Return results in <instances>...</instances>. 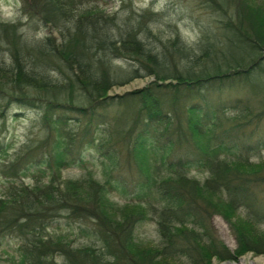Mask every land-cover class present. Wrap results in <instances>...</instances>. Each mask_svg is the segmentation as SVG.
I'll list each match as a JSON object with an SVG mask.
<instances>
[{"label":"trees","instance_id":"obj_1","mask_svg":"<svg viewBox=\"0 0 264 264\" xmlns=\"http://www.w3.org/2000/svg\"><path fill=\"white\" fill-rule=\"evenodd\" d=\"M19 2L23 21L0 20V129L12 120L29 125L11 151L12 141L0 139V242H17L6 262L212 264L264 256V159L249 158L264 148V6L200 0L214 19L198 24L189 43L171 21L164 41V13L137 11L132 0H119L120 15L104 10L107 0ZM148 76L142 88L109 95ZM225 86L245 98L238 113L210 94ZM89 147L106 161L107 179L90 171L63 179ZM134 167L141 201L112 202L114 187L132 178L119 169ZM192 167L207 173L203 181L188 176ZM214 215L227 224L233 250L210 226ZM60 220L94 239L75 246L53 231ZM144 221L157 225L152 247L134 238Z\"/></svg>","mask_w":264,"mask_h":264},{"label":"rangeland","instance_id":"obj_2","mask_svg":"<svg viewBox=\"0 0 264 264\" xmlns=\"http://www.w3.org/2000/svg\"><path fill=\"white\" fill-rule=\"evenodd\" d=\"M250 1L253 4L264 6V0ZM132 7L137 11L151 9L155 12L164 13L166 17L163 20V23L159 25V32L162 34V39L164 41L170 35V29L166 25L168 21H171L176 25V28L184 41L191 43L198 38L197 25L200 23L207 25L212 21L213 18L211 11L205 8L200 0H132ZM103 8L107 12L116 11L119 15L124 13L119 0H107V3L103 6ZM0 20L5 22H16L17 20L23 21L22 15L20 13L19 0H3V3L0 4ZM153 30L155 31V29ZM152 80L153 77L148 76L146 78L136 79L124 86L113 87L109 92V95H122L123 93L142 88ZM210 94L212 95L216 103H221L222 105H224L230 113H238L245 100L244 97H239V99L237 100L238 92L236 91L235 86H225L221 90H211ZM27 114L30 115V113L28 112ZM28 126L29 125L26 122L20 123V121L12 120L9 124H7V128L5 130L1 131L0 129V139H9V141H12V148L10 147L11 151L13 148L18 147L20 143L25 139ZM261 131L264 132V123L261 124ZM97 133L99 134V131ZM148 157L149 161L154 158L152 155H149ZM249 158L251 162L259 163L264 159V148H260L255 152L250 153ZM107 166L108 165L106 161L100 158L99 154L95 151V148L89 147L85 152L82 153L81 164L77 163L76 165L65 169L62 173V177L63 179H77L84 175L86 172L90 171L98 181L104 182L109 176V169L107 168ZM120 170L121 169H119V172L120 174H122V176H129V173L131 174L133 172L131 174L132 178L129 180L125 179L124 181H121L118 185H116L109 194V199L119 205H124L127 203H138L139 201H141L140 199L142 197L140 198L137 195L142 193L138 190L137 187V168L134 167V169L131 170L122 168V170ZM135 172L137 174H135ZM188 176L203 181L207 176V173L199 167H192L188 172ZM32 180L33 179L30 176L25 178L26 182H32ZM3 190V183L1 182L0 191ZM154 196L156 198L159 197L156 193H154ZM151 197L153 196L151 195ZM161 204L164 205V201H161ZM262 207L264 208V200L262 201ZM240 213L243 214V212ZM209 224L214 229L219 240H221L226 247L231 250L236 247L234 237L229 231L227 224L220 216H212L209 219ZM261 229H264V225L261 226ZM53 231L56 234L65 235L69 240H73V244L75 246L89 243V238L94 239V235H92L91 231L87 228L79 225L78 223L70 224L65 220H60L58 223H56ZM134 238L136 240V243H138V245L142 247H152L153 245H156L159 242V234L157 231L156 223L154 221H144L138 224L134 230ZM15 248H17V242L15 240L8 238H4L1 240L0 264H9L8 262H6V260L7 258H10L15 254ZM244 257H249L253 260L260 258L264 259L263 255L256 256L252 253L242 256L239 259L241 260V258ZM57 260L60 262L59 259ZM238 261L239 260H237L236 262L231 261V263L236 264ZM177 263L180 264L182 263V261H178ZM222 263L224 262L220 263L215 259L212 261V264Z\"/></svg>","mask_w":264,"mask_h":264},{"label":"bare ground","instance_id":"obj_3","mask_svg":"<svg viewBox=\"0 0 264 264\" xmlns=\"http://www.w3.org/2000/svg\"><path fill=\"white\" fill-rule=\"evenodd\" d=\"M236 264H264V259L260 258V259H256L253 260L249 257H244L241 260H239Z\"/></svg>","mask_w":264,"mask_h":264},{"label":"water","instance_id":"obj_4","mask_svg":"<svg viewBox=\"0 0 264 264\" xmlns=\"http://www.w3.org/2000/svg\"><path fill=\"white\" fill-rule=\"evenodd\" d=\"M242 259V258H241ZM238 260H240V259H238ZM222 264H232L230 261H226V262H224V263H222Z\"/></svg>","mask_w":264,"mask_h":264},{"label":"clouds","instance_id":"obj_5","mask_svg":"<svg viewBox=\"0 0 264 264\" xmlns=\"http://www.w3.org/2000/svg\"><path fill=\"white\" fill-rule=\"evenodd\" d=\"M3 3V0H0V4H2Z\"/></svg>","mask_w":264,"mask_h":264}]
</instances>
